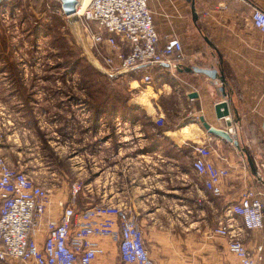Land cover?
<instances>
[{
	"label": "crops",
	"instance_id": "obj_1",
	"mask_svg": "<svg viewBox=\"0 0 264 264\" xmlns=\"http://www.w3.org/2000/svg\"><path fill=\"white\" fill-rule=\"evenodd\" d=\"M192 2L198 14L196 21L192 19ZM148 5L153 13L159 43L165 45L174 39L180 40L182 52L177 55V59L181 65L222 67L226 77L225 88L232 98L230 116L235 119L232 133L252 158L257 175L252 172L247 156L240 150L241 148L207 132L198 119L202 114L208 122L217 127L223 122L224 119H218L214 110V103L222 99L219 83L203 73L179 69L172 72L168 66L154 65L150 67L151 73L153 75L158 73L157 80L162 81L161 85L156 87L157 91H154L158 97L154 100L155 105L149 100L154 111L152 115L157 113L165 115V107L158 100L160 96L164 97L170 93L178 96L180 106L185 104V107L189 108L188 116L197 115L196 121L180 122L177 127L163 125L154 129L152 126L148 128L143 126L139 134L144 132L147 137L140 153L138 152L140 157H143L138 160L140 166L138 176L132 175L128 170L130 160L125 161L123 167L128 173L120 174L121 181L116 180L113 183L114 178L109 173H112L110 170L118 161V153L113 150L112 154L111 150H108L102 161V165L105 166L101 167L99 161L96 165V171L102 170L94 175V202H120L135 208L142 226V219L156 221L157 214L171 210L178 216L176 218L178 225L189 223L192 226V223H199L196 229L205 233L210 228L211 220L208 215L203 214L199 220H191V216L186 215L196 207V204L203 207V213L216 214L214 219L218 220L224 216L227 206L238 198L242 190L247 185L252 186L255 183L263 189L264 202V170L261 173L262 169L258 167L259 162L264 163V33L254 27L249 19L254 7L264 9V0H148ZM204 35L209 37L213 46L205 41ZM191 91L198 92V96H188ZM146 94L148 92H145V96ZM137 120L140 123L139 119ZM129 136L124 135V140H128ZM209 136L213 160L229 168V175L224 180L219 195L206 189L197 174L196 181L191 166L193 145ZM8 137L10 136L7 133L0 132V155L10 165L24 170L36 183L48 189L47 215L38 218L36 223L35 237L41 244L46 235V217L58 218L62 212L59 201L66 202L69 199L68 180L63 176L58 178L49 175L42 178L35 175V170L29 167L32 158L25 160L24 153H27L19 150L23 148L19 147L20 145L15 143L7 145ZM182 152H187L186 160L180 157ZM125 159L128 160L129 157ZM148 164L151 166L152 174H147L146 170L141 171ZM42 168L44 170L45 166ZM102 175L105 179H101ZM108 175H111L109 183ZM169 199L172 200L171 203L168 202ZM184 214L185 216H182ZM227 219L235 226L236 237L251 253H257L258 247H261V261L264 264V230L245 228L237 215ZM186 224L183 225L184 229H188ZM153 226L149 225L154 229L150 239L159 246L161 253L167 249L166 247L180 246L184 241L191 242L186 237H194L198 243L201 241L200 235L189 237L191 232H185L183 228L177 231V227L170 228L163 224L154 223ZM144 235L152 258L155 263H160L161 259L151 253L152 245L150 239L146 237L145 230ZM227 241V237H222L221 248L214 252L216 261L214 264H240L238 257L228 250ZM105 243L109 251L104 263L114 264L115 246L107 239Z\"/></svg>",
	"mask_w": 264,
	"mask_h": 264
},
{
	"label": "rangeland",
	"instance_id": "obj_2",
	"mask_svg": "<svg viewBox=\"0 0 264 264\" xmlns=\"http://www.w3.org/2000/svg\"><path fill=\"white\" fill-rule=\"evenodd\" d=\"M80 3L81 0L78 6ZM59 9V0L0 1V132L10 136L6 139L7 145L15 143L23 147L19 150L27 153H24L26 161L32 158L29 167L35 170V175L65 177L69 185L68 200L75 185L73 200L80 207L97 203L94 202V175L102 169L96 171V165L99 161L101 167L105 166L102 161L108 150L118 153V161L109 173L113 183L121 181L119 175L127 172L123 167L125 161L130 160L127 168L138 176V160L143 158L139 151L147 137L144 132L139 134L143 126L177 127L180 122L196 121L197 115L188 116L189 108L185 104L180 106L178 96L169 93L159 97L166 111L163 123H158L155 118L159 113L152 115L150 103L152 100L154 104L158 98L154 93L162 81L157 80L158 73L153 75V84L142 81L138 73L108 75L77 40V25ZM145 92H148L146 96ZM230 118L231 126L223 118L219 127H230L234 132L235 119ZM124 135H130L128 140H124ZM239 148L243 151L241 144ZM186 153L180 154L184 160ZM258 167L262 173L264 163L259 162ZM143 170L153 173L149 164ZM110 181L111 175H108L107 183ZM253 186L259 187L257 183ZM198 205L186 215L191 220L208 215L210 228L205 233L196 229L199 223L178 225V216L171 210L157 214L156 221L142 219L148 239L154 231L149 225L154 223L177 227V231L186 224L188 229H183L191 232L187 234L189 237L201 236L200 243L194 237L184 236L191 242L166 247L162 253L150 239L152 255L161 259L156 264L216 262L214 252L222 246V236L212 234L217 224L216 214L203 213V207ZM0 264L13 262L0 260Z\"/></svg>",
	"mask_w": 264,
	"mask_h": 264
},
{
	"label": "built area",
	"instance_id": "obj_3",
	"mask_svg": "<svg viewBox=\"0 0 264 264\" xmlns=\"http://www.w3.org/2000/svg\"><path fill=\"white\" fill-rule=\"evenodd\" d=\"M64 16L77 25V40L110 76L139 73L142 81L151 84V66H168L172 72L180 66L177 55L182 52V44L178 39L159 43L148 0H89L82 10L76 5L73 14ZM249 19L264 33L263 9L254 7ZM155 119L163 123V114ZM210 139L193 145L191 166L203 186L219 195L229 168L213 160ZM76 191L74 185L71 199L59 201L62 212L58 218L46 217V235L39 244L36 223L47 215L48 189L0 155V260L19 264H107V239L116 249L114 264H156L135 208L120 202L78 207L73 200ZM262 195V188L247 185L212 229V234L228 238V250L240 264H262L261 247L251 253L236 237L235 226L227 217L237 215L245 228L264 230Z\"/></svg>",
	"mask_w": 264,
	"mask_h": 264
},
{
	"label": "water",
	"instance_id": "obj_4",
	"mask_svg": "<svg viewBox=\"0 0 264 264\" xmlns=\"http://www.w3.org/2000/svg\"><path fill=\"white\" fill-rule=\"evenodd\" d=\"M59 2H60L61 8L63 9L64 13L70 14V13L75 11L78 0H59ZM191 12H192V19L194 21H196L198 18V14L195 11L194 2L191 3ZM203 38L205 39V41L209 45L213 46V44H212V42L208 36L204 35ZM178 69L180 71L203 73L206 76H208L211 80H213L214 82L219 83L218 88L221 91L222 99H220L214 103L215 114H216V117L218 119L224 118L226 123H227V126H231L232 125V121H231L232 119L230 118V115H231V99L232 98H231L230 93L225 88L226 77H225V74H224L222 67L200 66V65H196V64H192V65H181L180 64ZM188 96L196 97V96H198V92L191 91L188 93ZM234 110H236V109H234ZM198 119L201 122L202 126L207 130V132L214 134L215 136H219L220 138H223V139L233 143L237 147L240 146L238 139L234 136V134L232 132H230V130L228 128H222V127H217V126L212 125L210 122H208L205 119L204 115H202V114L199 115ZM242 148H243V151L245 152V154L247 156L249 166H250L252 172L255 175H257V170L255 167V164L252 161V158L247 153V151H245V148L244 147H242Z\"/></svg>",
	"mask_w": 264,
	"mask_h": 264
},
{
	"label": "bare ground",
	"instance_id": "obj_5",
	"mask_svg": "<svg viewBox=\"0 0 264 264\" xmlns=\"http://www.w3.org/2000/svg\"><path fill=\"white\" fill-rule=\"evenodd\" d=\"M88 1L89 0H81V3L79 4V6H78V3H77L78 10H82L86 6V4L88 3ZM78 2H79V0H78ZM61 10L63 11L62 8H61ZM63 13H64V11H63ZM71 14H73V12L70 13V14H68V15H71Z\"/></svg>",
	"mask_w": 264,
	"mask_h": 264
},
{
	"label": "trees",
	"instance_id": "obj_6",
	"mask_svg": "<svg viewBox=\"0 0 264 264\" xmlns=\"http://www.w3.org/2000/svg\"><path fill=\"white\" fill-rule=\"evenodd\" d=\"M36 1H38V0H36ZM259 8H261V7H259ZM261 9H263V8H261ZM263 10H264V9H263ZM2 261H4V263L9 262V260H2Z\"/></svg>",
	"mask_w": 264,
	"mask_h": 264
}]
</instances>
